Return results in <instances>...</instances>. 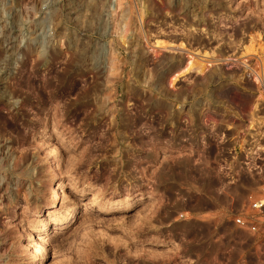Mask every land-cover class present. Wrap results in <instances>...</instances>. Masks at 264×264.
<instances>
[{"label": "rangeland", "instance_id": "374dc122", "mask_svg": "<svg viewBox=\"0 0 264 264\" xmlns=\"http://www.w3.org/2000/svg\"><path fill=\"white\" fill-rule=\"evenodd\" d=\"M261 34L264 0H0V264H264L226 217L264 166L201 131Z\"/></svg>", "mask_w": 264, "mask_h": 264}, {"label": "built area", "instance_id": "2783aa9c", "mask_svg": "<svg viewBox=\"0 0 264 264\" xmlns=\"http://www.w3.org/2000/svg\"><path fill=\"white\" fill-rule=\"evenodd\" d=\"M242 47L239 56L229 55L222 63L233 71L232 84L241 96L232 104L228 99L212 101L214 106L207 112L209 119H204L201 130L207 137L206 145L214 138L220 146L224 161L221 170L229 182L234 180V168L250 170L264 166V161L259 163L264 156V34L244 37ZM223 104L227 108L216 112L214 107ZM226 217L241 236V243L246 234L264 247V181L257 193L247 196L246 205L243 201L237 210L226 212ZM237 264H249L244 253Z\"/></svg>", "mask_w": 264, "mask_h": 264}, {"label": "bare ground", "instance_id": "6f19581e", "mask_svg": "<svg viewBox=\"0 0 264 264\" xmlns=\"http://www.w3.org/2000/svg\"><path fill=\"white\" fill-rule=\"evenodd\" d=\"M195 18H196V16H195ZM200 17H198V19H199ZM200 19H203V18H200ZM196 20V19H195ZM202 22V21H201ZM194 24H196V23H194ZM215 35V34H214ZM217 35V34H216ZM216 35H215V37H216ZM220 34H218V36H219ZM5 37H3L4 38V40H5V42H6V46H12V44L14 43L13 42V40H12V38L11 37H9V36H7L6 37V35H4ZM200 35H184V38H186L185 40V43H181L180 45H181V48L182 49H184V50H189V44L191 43V41H194V42H197V43H199L198 41H201L202 42V40H204V39H202L201 37L202 36H200ZM217 36V37H218ZM219 38V37H218ZM3 40V39H2ZM222 40V39H221ZM164 41H165V39H164ZM206 41V40H205ZM4 43V42H3ZM171 43V42H170ZM203 43H204V41H203ZM203 43H200V46L203 44ZM155 44H157V45H161V46H171V45H169V42H163V40L161 41H157V42H155ZM168 44V45H167ZM156 46V45H155ZM10 49V48H9ZM212 52H214V51H211V52H209V54L211 53L212 55H213V53ZM201 53H203V51L201 52ZM205 53V54H204ZM203 54H200L201 56L200 57H198L199 59L201 58V60L202 61H205V62H208L209 61V59L207 60V59H204V57L206 58H208V57H211V55L209 56V55H207L206 56V54H208V53H206V52H204ZM215 53V52H214ZM182 68H181V70H179L180 72L179 73H181V74H186L187 72L189 73V72H192L193 71V67H194V62H193V58H192V56H189V58L187 59V61H185L184 62V64H183V66H181ZM178 73V74H179ZM177 75V74H176ZM176 75L174 76V78H176ZM178 76V75H177ZM52 167H55V165L54 166H52ZM57 171V169L56 168H52V170L49 172V173H55ZM117 210V208L116 207H109V208H107V211L108 212H114V211H116ZM73 215V213L72 212H68V214H67V217L65 218V223L64 224H66L67 222L69 223L70 221H71V219H72V216ZM89 254V253H88ZM86 257V256H85ZM89 257V256H88ZM90 260V259H89ZM87 262V261H86Z\"/></svg>", "mask_w": 264, "mask_h": 264}]
</instances>
